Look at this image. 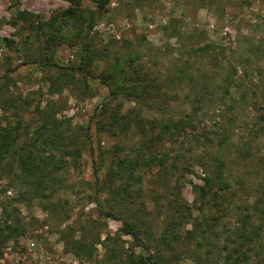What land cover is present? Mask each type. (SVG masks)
<instances>
[{
	"label": "rangeland",
	"instance_id": "rangeland-1",
	"mask_svg": "<svg viewBox=\"0 0 264 264\" xmlns=\"http://www.w3.org/2000/svg\"><path fill=\"white\" fill-rule=\"evenodd\" d=\"M69 8L0 0V133L12 146L0 160V226L19 230L0 235V264H264V0H108L103 10L84 0L73 18ZM118 63L139 104L109 95L103 71ZM44 115L81 155L57 152L40 179L17 153L41 155ZM179 121L188 125L176 134ZM218 150L230 188L201 200ZM97 153L114 164L98 180ZM138 154L133 175L117 167Z\"/></svg>",
	"mask_w": 264,
	"mask_h": 264
},
{
	"label": "trees",
	"instance_id": "trees-1",
	"mask_svg": "<svg viewBox=\"0 0 264 264\" xmlns=\"http://www.w3.org/2000/svg\"><path fill=\"white\" fill-rule=\"evenodd\" d=\"M66 1L69 2V4L71 5V8H69V10L65 12L66 17L73 18V16H75L77 12V9L81 6L84 0H66ZM91 1H93L96 4L99 10H103L105 5L108 3V0H91ZM24 15L26 14H21L20 16L23 17ZM90 28H92V25L90 26ZM89 52L92 55V52L89 50V48H87L88 66H90L91 62L94 61V59L93 60L91 59ZM125 74L126 72L124 70L123 63H118L115 66L104 69L103 75L106 76V80L104 84L105 86H107L109 90V95L113 97H117L118 95H124L126 97L127 95L128 99L132 98L134 99L133 101H135V103L139 104L140 103L139 97H137L135 93L131 94V90H133L134 87L130 86L128 90L127 87L125 86V83L127 82ZM41 115H43V113H41ZM41 120L44 121L43 129H45V132L48 133V134L42 135L40 134L42 132L39 130L35 132L36 135L39 136L38 141L40 145L43 147V150H41V155H36V153H34L31 150H27L25 147H23L22 150L20 151L21 154L17 153L18 160H19V167L21 171L27 172L28 174H31V172H33V175L38 174L40 175V179L43 178L42 176L43 172L47 170L49 167L53 166V163H54L53 155L56 154L57 152L62 154L61 159H63V156L76 158L81 155L80 147L66 146L61 142L57 143V137L55 134L57 133V131H55V128L57 129L56 127L57 122L50 121L46 115H44L43 118H41ZM187 125L188 124L186 122L184 123L183 121H179L177 124L173 125L172 129L175 130L176 134H179L180 131L185 129ZM164 130L170 131V127L166 126ZM40 138L42 139V142H40ZM159 138H157V141H160L161 138L160 139ZM225 141L227 142L228 138H226ZM11 149H12V146H10V131L7 128H1V133H0V160L1 161H5L8 158V156L11 153ZM221 155H222V150H218L215 156L209 162L207 169H205V177L203 179V185L198 188L199 197L201 200H208V198L214 194L215 189L221 192H224L228 190V188H230L228 181L224 178V171H223L224 164L223 162L220 161ZM140 157H142V155L138 154L136 158L134 159L126 160L127 158H125L123 160H118L116 163L117 167L123 170L128 168L127 170H129L128 172L129 175H133V169L139 165L138 163L140 161ZM141 159L143 162L144 158H141ZM110 161L111 160L106 158L105 154L103 153L96 154V159L93 161V164H94L93 170H94V175L97 180L99 177L98 172H100L102 169H106L107 172H109V174L112 173L111 168L114 164H111ZM152 161L153 160H150L145 165L150 166ZM119 176H121L120 173H119ZM214 205H216V201H214ZM184 209L187 210V207H185ZM5 210H6V207L3 209V211ZM107 217H111L112 219H115L113 218V216H111V214H108ZM117 221L121 222V225H122L121 230H120L121 232H123L127 236H131L132 239L135 241L136 245H138L139 247H142V248L145 247L139 241L138 236L132 231L133 229L132 224H130L129 222L125 220H117ZM5 231L9 233L8 234L9 236L4 238V240H7L9 237H12V235L18 232L19 230L17 229L16 226H12V224L5 223L3 227L0 226V235L5 233ZM202 234H204V232L200 231L199 237L201 239H204L203 237L204 235ZM70 246H74V249L76 250L74 243H71V245L67 243L66 250H68ZM153 264H156V262H154Z\"/></svg>",
	"mask_w": 264,
	"mask_h": 264
},
{
	"label": "built area",
	"instance_id": "built-area-1",
	"mask_svg": "<svg viewBox=\"0 0 264 264\" xmlns=\"http://www.w3.org/2000/svg\"><path fill=\"white\" fill-rule=\"evenodd\" d=\"M30 247H31V248H34V244L31 243Z\"/></svg>",
	"mask_w": 264,
	"mask_h": 264
}]
</instances>
